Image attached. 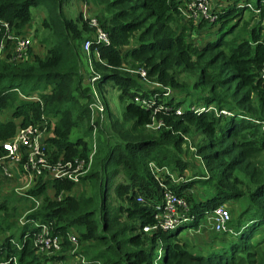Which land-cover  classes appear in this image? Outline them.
<instances>
[{
	"label": "trees",
	"instance_id": "16d2710c",
	"mask_svg": "<svg viewBox=\"0 0 264 264\" xmlns=\"http://www.w3.org/2000/svg\"><path fill=\"white\" fill-rule=\"evenodd\" d=\"M68 1L0 0V20L15 34L31 30L33 7L46 9L39 22L41 34L34 31L45 47L41 55L31 52L33 45L18 62L0 53V114L9 111V118L0 120V142L9 139L17 126L45 123V143L53 159L84 154L92 139L89 88L79 69L84 60L82 41L93 28L81 11L74 19L62 13ZM82 1L100 7L95 21L108 43H93L89 59L97 74V91L107 84L114 87L120 113H111L101 97L104 127L94 133L97 151L80 180L87 181L91 191L50 200L44 193L47 188L58 195L73 183L38 180L24 190L30 198L19 195L32 205L25 218L49 221L53 232L63 238L62 245L69 243L68 231H76L78 243L86 248L82 251L86 264H264L258 250L264 239L256 238L264 230V134L259 123L264 122V79L259 73L264 66L263 0L252 2L259 8L257 14L233 0L217 13L220 24L214 38L212 31L199 43L189 39L194 27L189 24L187 29L179 13L188 0ZM243 10H249L245 21L240 19ZM138 68L144 70V77L132 72ZM163 87L170 89L167 96ZM208 105L215 112L189 110ZM219 110L226 113L218 114ZM152 119L162 125L153 129ZM74 130L77 135L70 139ZM181 134L190 138L205 174L182 177L188 163L180 158ZM150 161L180 177L174 185L162 175L166 187L186 201L185 216L192 220L172 229L142 231L153 223L162 192L148 171ZM197 182L204 196L188 193ZM110 191L115 205L109 200ZM31 198L39 200L38 206ZM232 201L241 202L235 219L230 216L233 233L211 231L220 236L217 243L203 252L192 250L181 231L196 228L206 211ZM9 221L5 228L15 226ZM31 231L25 223L16 237L11 234L0 240V261L15 256L19 264L39 263L43 256L33 251Z\"/></svg>",
	"mask_w": 264,
	"mask_h": 264
},
{
	"label": "built area",
	"instance_id": "2783aa9c",
	"mask_svg": "<svg viewBox=\"0 0 264 264\" xmlns=\"http://www.w3.org/2000/svg\"><path fill=\"white\" fill-rule=\"evenodd\" d=\"M262 4H264V0ZM241 6H245L254 14L259 13V8H254L250 2L243 3ZM209 11L207 0H188L184 6L179 8V13L183 19L197 24L199 20H204L207 23V21L211 22L216 18ZM84 12H81L83 18ZM88 26L93 28L95 36L91 37V39H84L81 44V51L84 54L83 62L86 66V70L84 71H87V73L84 72L82 74L80 69L79 71L85 80V84L89 88L90 101L87 103V109L89 110V124L92 127V139L87 143L84 154L72 159H63L62 156L53 159L45 143V139L48 136V133L45 132V123L42 127L35 124L17 126L14 134L9 139L0 142V179L19 178L22 176L23 181L21 187L15 189L17 195L30 198V195H27L24 190L38 183V180L39 183H43L50 179H66L73 184L79 183L81 178L87 174L93 157L96 154L97 146L94 133L97 127H101V129L104 127L102 125L104 121V105L95 86L97 74L92 69L89 53L93 43L107 44L108 39L106 33L98 26L95 19H89ZM32 35V30L25 31L22 34H15L7 22L0 20V53H4L6 47H8L9 56L7 60L16 62L23 60L28 55L27 51L31 43L30 40L33 39ZM94 55L96 57V53ZM132 72L137 73L141 78L145 74L141 68ZM259 73L260 78L264 79V66H262ZM163 89V95L167 96L170 89L167 87H163ZM33 97L36 99L35 96ZM141 105H145V102L142 101ZM189 110L196 113L199 111L215 112L214 107L211 105L206 107L192 106ZM180 112L181 109L179 107L174 110V113L177 115ZM225 113L224 110L218 111V114ZM259 123L261 124L260 130L264 134V122ZM149 125H152L154 127L153 129H156L162 125V122L152 119ZM147 168L160 186L162 192L158 211L153 216V223L142 227V231L149 233L155 230L172 229L180 222H185L189 219L192 220V216H188V218L185 216L188 212L186 201L166 187L165 178L162 177L163 174L174 182L173 176L168 172L166 166L157 165L150 161L147 163ZM31 199L33 200V206H38L39 200ZM137 200L140 199L137 198ZM25 216L26 212L22 214L20 218H23V220L18 221V224H29V228L32 231L29 234L26 232L25 235H30L34 253L46 257L58 252L61 248L63 238L53 232L51 223L49 221L39 222L33 219H26ZM203 218L211 231L219 234L233 233V230L229 226V211L223 205L210 209ZM66 240L74 246L77 245V239L69 233L66 234ZM158 257L159 251L157 252ZM12 262V264H15V256H12ZM154 264H156V261Z\"/></svg>",
	"mask_w": 264,
	"mask_h": 264
},
{
	"label": "rangeland",
	"instance_id": "374dc122",
	"mask_svg": "<svg viewBox=\"0 0 264 264\" xmlns=\"http://www.w3.org/2000/svg\"><path fill=\"white\" fill-rule=\"evenodd\" d=\"M232 1L233 0H207L208 9L216 16V18L213 21H211L214 23V25L212 26L211 25L208 26L209 25L208 22L210 21H207L206 23V21L204 20H199L198 24L192 21L185 20L184 21L185 23L182 21L186 25L187 29L190 27L189 24L194 27L190 31L189 39H193L194 37L195 41H198V43L201 41L203 42L209 39L208 33L212 31H213V34L211 38L212 37L214 38V36L216 35L214 34L215 30H217L220 24L219 18H217L218 17L217 13L221 12L222 10H225L226 5L230 4ZM248 1L251 4L252 2H255V0H248ZM223 3L225 4L221 5ZM238 3L243 4V1L239 0ZM217 5H219L218 7H221V6H224V7L219 10ZM99 8L94 7L91 3L84 2L82 0H69L68 3L63 6L62 13L68 18L74 19L78 11H81V12L85 11L84 18L83 17L82 18L83 20H85V23L88 25L89 19H95L97 21L96 17L100 14V12L98 13ZM43 9L46 10L45 7H42V6L33 7L31 9L32 19L28 26V28L32 30V34H33L32 35L33 39L30 40L31 42L30 45H33L31 52L35 54H40V55L43 53L45 47L38 43V37L34 36V31L37 29V33L41 34V31L39 28V22H40V18L44 15ZM248 14H249V10H245V11L243 10L240 14L241 21L247 20ZM237 18L238 17L234 18L233 21L237 20ZM262 23H263L262 26L264 27V21ZM199 25L208 27V30L207 31L205 30L206 27L205 29H203L202 27H198ZM226 26H227V23L223 24V27H226ZM89 32H90L89 33L90 36H87L86 37L87 39H91V37L95 36V34L91 32V30H89ZM201 34H203V36H201ZM131 43H133V41H131ZM4 54L7 57L9 56L8 47H6ZM83 72L87 73V71H84V70ZM146 86H150L149 83ZM99 96L100 98L102 96L104 97V100H106L111 113L118 116V114L120 113V105L117 101V90L114 87H111L110 85L107 84V85H104V87L99 93ZM7 118H9V111H3L0 114V120H5ZM45 128H46V125H45ZM49 131H50V128H49ZM45 132H48L47 128ZM76 135H77V131L74 130L70 133L69 138L74 139ZM181 136L183 137L182 138L183 142L181 143L182 151L180 153V158L182 161L188 163L187 167L182 172V177L183 178L190 177L195 172H199V174H205V171L203 167L201 166L200 159L198 158V156L193 154L194 148L191 144L190 138L187 136H183L182 134ZM195 140H198V137ZM85 141H87V138H85ZM174 175H173V179H174L173 183L174 185H178L180 182V177L176 175V172H174ZM22 181H23L22 176H20L19 178L12 177L10 179H4V180L0 179V206L3 205L0 208V226L4 227V231L0 229V240H2L4 237L11 235V234H13L15 237L18 235L16 234L17 229L20 228L18 221L23 220V218H20V217L22 216L24 212L28 214L32 206L29 201L23 200L16 193L15 189L21 187ZM90 191L91 189H90L89 183L85 181V182H81V183L79 182V183L73 184L72 188L69 191H63L59 193L58 195H54V192L48 188L44 191V193L50 200L57 201L59 200L58 198L59 197L61 198L63 195L76 196L80 192L89 193ZM204 192L205 190L201 188V185L199 182H197L196 185L195 184L192 185V187L188 190V193H191L196 197L204 196ZM109 200L112 203V205H115L117 203V200L115 199V196L112 191H110ZM223 206L228 209L231 219L234 220L236 214L241 208V202L239 201L227 202V203H224ZM12 209L15 210V215L13 216H11L12 214H14L11 211ZM207 212L208 211H206L204 214H206ZM2 217H6V220L3 221ZM9 220L15 222V226L11 227L10 229L5 228V223L10 222ZM68 233L70 235L75 236V238L77 237V232L74 230H69ZM181 235L184 236V238L188 240L190 248L196 252H201V251L203 252V250L205 251L206 246L208 245L214 246L220 237V236H217L211 233L210 228L204 222V218L201 219V221L199 222L196 228L183 229L181 231ZM256 238L264 239V230L258 233ZM85 249L86 248L82 246L81 244H79L78 241H77L76 246L72 245L71 243H67V244L63 243V245L61 243V248L58 252L51 254L49 256H46V257L43 256L42 259L38 258L39 260L37 259V261H39V263L37 264H86L87 256L84 255L82 252ZM258 250H261V254L264 256V243H262L258 247ZM59 254H62V255L60 256ZM57 256H59V258H57ZM12 263H13L12 256H10V258L4 261H0V264H12ZM15 264H19L16 260V257H15Z\"/></svg>",
	"mask_w": 264,
	"mask_h": 264
},
{
	"label": "crops",
	"instance_id": "0c3cea01",
	"mask_svg": "<svg viewBox=\"0 0 264 264\" xmlns=\"http://www.w3.org/2000/svg\"><path fill=\"white\" fill-rule=\"evenodd\" d=\"M225 3H223V4H221V5H224ZM219 5H217V7H218ZM224 6H221V7H218V9L220 10V9H222ZM83 70H86V66H85V63L83 62V63H81V66H80V71H81V73L83 74L84 72H83ZM15 122H18V119H16L15 120Z\"/></svg>",
	"mask_w": 264,
	"mask_h": 264
},
{
	"label": "clouds",
	"instance_id": "9594fccd",
	"mask_svg": "<svg viewBox=\"0 0 264 264\" xmlns=\"http://www.w3.org/2000/svg\"><path fill=\"white\" fill-rule=\"evenodd\" d=\"M249 2V1H248Z\"/></svg>",
	"mask_w": 264,
	"mask_h": 264
}]
</instances>
